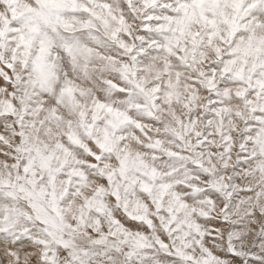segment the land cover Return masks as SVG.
I'll return each mask as SVG.
<instances>
[{
    "label": "snow or ice",
    "instance_id": "snow-or-ice-1",
    "mask_svg": "<svg viewBox=\"0 0 264 264\" xmlns=\"http://www.w3.org/2000/svg\"><path fill=\"white\" fill-rule=\"evenodd\" d=\"M0 264H264V0H0Z\"/></svg>",
    "mask_w": 264,
    "mask_h": 264
}]
</instances>
